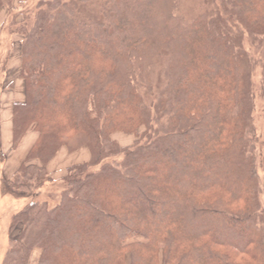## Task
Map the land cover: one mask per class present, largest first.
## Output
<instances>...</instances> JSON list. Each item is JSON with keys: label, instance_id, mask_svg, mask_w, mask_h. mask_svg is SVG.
Listing matches in <instances>:
<instances>
[{"label": "trees", "instance_id": "obj_1", "mask_svg": "<svg viewBox=\"0 0 264 264\" xmlns=\"http://www.w3.org/2000/svg\"><path fill=\"white\" fill-rule=\"evenodd\" d=\"M220 1L186 20L180 0H101L100 18L82 14L90 0H40L21 21L14 145L38 138L14 187L37 189L61 147L91 159L68 169L56 205L14 214L22 232L3 264H29L36 248L38 264H264L244 47L264 34V0ZM116 132L138 138L124 147Z\"/></svg>", "mask_w": 264, "mask_h": 264}, {"label": "rangeland", "instance_id": "obj_2", "mask_svg": "<svg viewBox=\"0 0 264 264\" xmlns=\"http://www.w3.org/2000/svg\"><path fill=\"white\" fill-rule=\"evenodd\" d=\"M39 1L40 0H15L13 3H11V5H5L0 8V95L5 94L4 91H10L12 88H14V83L11 81H24L20 74L21 41L23 35L18 29L20 27L21 21H23L26 16L34 15L33 12L36 9ZM101 6V0H90V2L82 3L80 8L84 16L100 18ZM221 9L222 5L220 0H180L178 13H180V15L186 20H192L200 14L212 13L217 10L221 11ZM31 16L29 17L30 22ZM244 47L252 61V93L254 97L253 127L249 131L248 138L250 140V150L256 160L260 202L261 205L264 206V83L262 74L264 34L259 36L258 41L256 42H254L251 37L246 35L244 37ZM164 60L165 59L162 58L159 61L160 71L163 68ZM159 75L161 76V72ZM157 77L158 81L156 84V91H158L164 84L162 78L159 79V76L156 75V78ZM25 99L26 92L24 91V99L22 102H25ZM140 131H142V129H140ZM112 137L124 147L134 145L138 138L134 134H127L124 132H116L112 135ZM18 144L15 146H18ZM82 147H85L89 155L87 162H73L70 166L65 167L63 171H59L61 168L57 167L55 170L56 172H59L61 177L57 174V177L59 178H56V175L50 172L47 166L48 163H50V161L58 155L61 148H66L61 147L56 155L45 165L48 177L43 180V183L37 189L31 192H20L14 187L15 183H13V179L15 175L7 184H5L6 186H3V178L0 175V188L3 186L4 189L7 190L4 191L3 189V191L0 192V198L3 197L6 202V210H4L2 205H0V264H3V260L11 239L19 238L22 232L21 224H18L16 228L11 230L13 216L15 213H17L14 212L12 214V210L8 211L11 205L15 202H18L20 197H26L29 195H32L31 199L33 200L37 199L39 201H46L50 206L56 205L60 199L62 191L68 186V169L75 165L88 163L91 159L89 148L87 146ZM80 148L74 151L66 148L68 150V160H80L77 157L78 153L80 152L78 151ZM4 159L5 157L0 151V166H2ZM32 162L41 165V162L38 160H33ZM95 169L96 167H93L90 170L94 171ZM41 252L42 250L40 248L34 249L30 254L28 261L29 264H38ZM126 263L130 264V257L127 258Z\"/></svg>", "mask_w": 264, "mask_h": 264}, {"label": "crops", "instance_id": "obj_3", "mask_svg": "<svg viewBox=\"0 0 264 264\" xmlns=\"http://www.w3.org/2000/svg\"><path fill=\"white\" fill-rule=\"evenodd\" d=\"M14 83V88L10 91H4L5 94L0 95V151L4 155L5 159L0 166V175L3 178V186L7 184L11 178L18 172L20 167L24 164L28 153L35 144L38 133L35 130H28L23 139L19 142L18 146L14 145V104L17 102H22L24 99L25 83L21 81H11ZM10 93V94H7ZM78 153V158L80 160H68V150L66 148H61L58 155L54 157L53 160L48 163L47 168L54 175H59V172H56V168H61L59 171H63L65 167L70 166L73 162L82 163L87 162L89 155L85 147L80 148ZM0 188V192L3 191L4 187ZM6 186V185H5ZM4 191H7L4 189ZM32 195L26 197H20L18 202H15L11 205L10 210L12 214L21 210L26 204L31 201H36L37 199H31ZM19 199V198H17ZM0 205L3 209L6 210V202L3 197L0 198ZM10 212V213H11Z\"/></svg>", "mask_w": 264, "mask_h": 264}]
</instances>
